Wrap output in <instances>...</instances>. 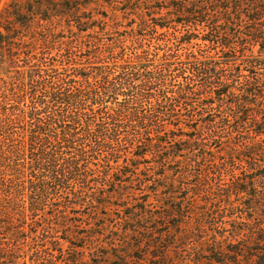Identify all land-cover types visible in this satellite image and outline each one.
Segmentation results:
<instances>
[{"label":"trees","instance_id":"1","mask_svg":"<svg viewBox=\"0 0 264 264\" xmlns=\"http://www.w3.org/2000/svg\"><path fill=\"white\" fill-rule=\"evenodd\" d=\"M0 264H264V0H0Z\"/></svg>","mask_w":264,"mask_h":264},{"label":"rangeland","instance_id":"2","mask_svg":"<svg viewBox=\"0 0 264 264\" xmlns=\"http://www.w3.org/2000/svg\"><path fill=\"white\" fill-rule=\"evenodd\" d=\"M97 11L99 12V13H107V11L105 10V9H100V10H98L97 9ZM209 119H212L211 117H208ZM246 175H248V174H246ZM91 211H89V209L87 210V209H85V210H82L81 212H77V214H80V215H86V214H88V213H90ZM103 212H105L104 210H103ZM115 212H117V211H115ZM75 215V217H76V219H81V216H79V215ZM35 246V245H34Z\"/></svg>","mask_w":264,"mask_h":264}]
</instances>
